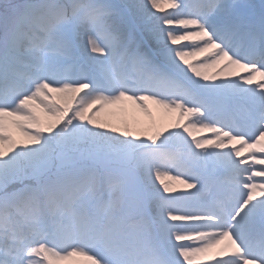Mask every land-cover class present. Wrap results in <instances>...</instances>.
Here are the masks:
<instances>
[{"label":"snow or ice","instance_id":"6c2138e0","mask_svg":"<svg viewBox=\"0 0 264 264\" xmlns=\"http://www.w3.org/2000/svg\"><path fill=\"white\" fill-rule=\"evenodd\" d=\"M0 264H264V0H0Z\"/></svg>","mask_w":264,"mask_h":264},{"label":"rangeland","instance_id":"374dc122","mask_svg":"<svg viewBox=\"0 0 264 264\" xmlns=\"http://www.w3.org/2000/svg\"><path fill=\"white\" fill-rule=\"evenodd\" d=\"M116 126V125H115Z\"/></svg>","mask_w":264,"mask_h":264}]
</instances>
